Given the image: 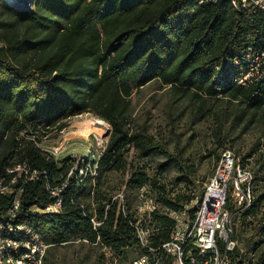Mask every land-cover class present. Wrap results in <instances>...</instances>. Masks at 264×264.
Listing matches in <instances>:
<instances>
[{"label":"trees","instance_id":"obj_1","mask_svg":"<svg viewBox=\"0 0 264 264\" xmlns=\"http://www.w3.org/2000/svg\"><path fill=\"white\" fill-rule=\"evenodd\" d=\"M198 1L39 0L32 11L20 12L0 0V179L15 164L47 175L35 183L16 180L13 188L23 190L13 218L9 210L14 197L0 195V221L26 224L38 233L50 246L44 264H53L49 257L54 247L74 242L100 245L122 258L130 250L137 257L150 254L130 226L135 220L127 202L124 215L104 180L106 173L122 169L118 157L124 148L141 159L162 158L159 172L174 169L180 181L193 184L186 158L170 152L147 127L129 129L135 92L155 83L167 90L170 108L188 102L202 117L212 113L205 109L207 102L220 98L264 111V92L256 85L231 86L220 94L211 88L214 67L260 39L264 15L236 12L227 0L217 5ZM86 112L110 127L105 149L92 168L69 156L55 160L37 146L66 128V120ZM76 164L86 170L82 183H77L76 173L68 177ZM45 181L62 188L58 214L32 210L55 200ZM146 181L144 175L131 177L136 187ZM231 191L225 208L233 215L235 236L249 249L258 232L246 236L244 222L264 195L240 210ZM202 195L198 187L189 215L198 209ZM178 203L166 206L181 211L184 206ZM91 219L99 225L93 226ZM151 219L155 226L147 241L155 250L168 241L174 220L155 212ZM230 264H264V251L254 259L236 248Z\"/></svg>","mask_w":264,"mask_h":264},{"label":"rangeland","instance_id":"obj_2","mask_svg":"<svg viewBox=\"0 0 264 264\" xmlns=\"http://www.w3.org/2000/svg\"><path fill=\"white\" fill-rule=\"evenodd\" d=\"M38 2L33 0L29 11ZM131 100L129 129L147 127L170 152L181 154L186 158L193 180V184L180 181V174L174 169L159 172L157 166L162 158L141 159L131 148L122 150L118 157L122 169L106 173L104 180L111 190L110 195L121 193L127 198L128 212L143 227L146 237L155 226L151 219L154 212L171 219L179 212L169 210L167 202L179 201L178 204L187 209L195 205L197 188H204L224 150H230L240 162L249 164L253 171L254 199L264 195V111L251 110L241 102L220 98L207 102L205 109L212 113L202 117L188 102L170 108L167 90L155 83L135 92ZM94 126L99 130H94ZM109 134L110 127L104 120L86 112L66 120V128L43 138L40 147L49 154L60 148L54 153L57 159L83 157L87 167L92 168L104 151ZM135 174L144 175L146 183L136 187L131 182ZM261 227H264V200L244 222L246 236L258 232L249 249L244 240L235 236L238 251L246 252L248 258L256 259L264 251ZM50 253L49 260L53 264H129L137 257L134 250L122 258L105 247L86 242L56 246Z\"/></svg>","mask_w":264,"mask_h":264},{"label":"built area","instance_id":"obj_3","mask_svg":"<svg viewBox=\"0 0 264 264\" xmlns=\"http://www.w3.org/2000/svg\"><path fill=\"white\" fill-rule=\"evenodd\" d=\"M220 1L199 0L197 4L217 5ZM227 2L236 12L264 15V0ZM251 85L258 86L264 92V32L256 43L246 46L238 56L227 58L222 64L214 67L211 88L219 94L227 87ZM40 144L37 146L45 152ZM59 150L60 148L56 149L54 153ZM45 153L59 160L54 153ZM74 160L83 164L82 166L87 161L80 156ZM78 165L69 170L68 177L76 173L77 183H82L86 170L78 168ZM7 174L8 177L0 179V195L14 197L12 208L9 210V215L13 218L20 206L19 194L23 190L16 191L13 188L16 180L23 184L35 183L41 177L46 180L47 175L46 172L32 170L27 164H15L7 170ZM65 186L67 182L63 184V187ZM45 187L55 200L43 209L34 207L32 210L39 214H58L62 205V188H51L47 181ZM230 187L236 207L240 210L249 208L254 200L253 171L249 164L240 162L230 150H224L203 188L198 209L192 216L187 213L189 209L186 207L176 213L172 218L174 226L169 239L159 248H149L143 227L136 221L130 222L140 244L148 248L150 254L136 257L129 264H230V254L237 248L233 215L225 208ZM125 200L121 193L112 199L118 202L124 215ZM91 222L93 226L99 225L93 219ZM49 247L28 225L9 220L0 221V264H44Z\"/></svg>","mask_w":264,"mask_h":264},{"label":"bare ground","instance_id":"obj_4","mask_svg":"<svg viewBox=\"0 0 264 264\" xmlns=\"http://www.w3.org/2000/svg\"><path fill=\"white\" fill-rule=\"evenodd\" d=\"M5 1L8 4H10L12 7H15V8L19 9V10H22L26 6H29L33 0H5ZM93 129L94 130H99V128H97L96 126H94Z\"/></svg>","mask_w":264,"mask_h":264},{"label":"water","instance_id":"obj_5","mask_svg":"<svg viewBox=\"0 0 264 264\" xmlns=\"http://www.w3.org/2000/svg\"><path fill=\"white\" fill-rule=\"evenodd\" d=\"M4 2L6 3V1L4 0ZM9 7H11V8H13V9H15L16 11H20V12H29V9H28V6H26L24 9H22V10H19V9H17V8H14V7H12L10 4H8V3H6Z\"/></svg>","mask_w":264,"mask_h":264}]
</instances>
